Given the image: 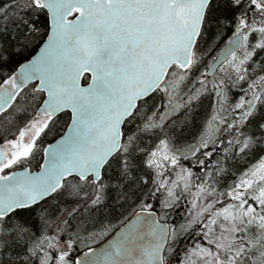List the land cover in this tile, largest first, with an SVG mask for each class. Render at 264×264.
I'll return each instance as SVG.
<instances>
[{
	"label": "snow or ice",
	"instance_id": "obj_1",
	"mask_svg": "<svg viewBox=\"0 0 264 264\" xmlns=\"http://www.w3.org/2000/svg\"><path fill=\"white\" fill-rule=\"evenodd\" d=\"M0 264H264V0H0Z\"/></svg>",
	"mask_w": 264,
	"mask_h": 264
}]
</instances>
